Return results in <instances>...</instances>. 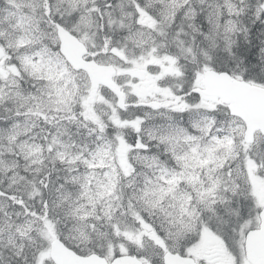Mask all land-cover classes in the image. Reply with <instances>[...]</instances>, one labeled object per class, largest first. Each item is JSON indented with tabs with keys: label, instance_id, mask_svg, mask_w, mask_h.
I'll list each match as a JSON object with an SVG mask.
<instances>
[{
	"label": "snow or ice",
	"instance_id": "6c2138e0",
	"mask_svg": "<svg viewBox=\"0 0 264 264\" xmlns=\"http://www.w3.org/2000/svg\"><path fill=\"white\" fill-rule=\"evenodd\" d=\"M0 264H264V0H0Z\"/></svg>",
	"mask_w": 264,
	"mask_h": 264
}]
</instances>
